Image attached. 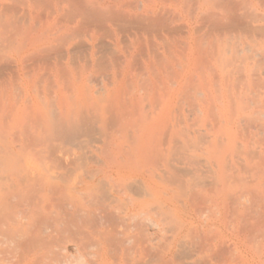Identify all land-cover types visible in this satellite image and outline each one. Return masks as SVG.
<instances>
[{
	"label": "rangeland",
	"instance_id": "1",
	"mask_svg": "<svg viewBox=\"0 0 264 264\" xmlns=\"http://www.w3.org/2000/svg\"><path fill=\"white\" fill-rule=\"evenodd\" d=\"M168 1L169 0H161L158 2L160 9L164 8L165 10L166 8V14L168 13L167 17L169 19L168 22H165L166 24H164L162 27L163 29H160L162 30L161 32L155 31L158 32V34H162V37H159L160 39L158 38V36H161L160 34L158 35L156 33H152L155 36L152 34L151 36L147 32L141 34L135 25L128 24L127 26L121 27L123 32L122 29L119 28L120 26H116L114 27V32H116V35L113 34L112 37L106 35V37L101 39V41H99L96 45V69L93 70L91 62V40L89 38L90 32H86L87 29H84L83 31L86 32L85 34L82 32L80 36L78 35L76 37V34L72 35L73 33L71 32V36L70 32H68L69 28L66 27H72L75 22L74 18L69 14H67V16H69L68 18L64 17L60 19V23L63 25L65 24V26H61L60 23L59 26L58 24L52 25L50 22L49 24L47 22L49 20L44 17V20H42L41 23L34 24V29H36V31L33 30V32L31 29L30 31L28 29L30 27L28 20L22 21L23 19H20L17 29H20V33L22 34L19 33L20 37H18V34L12 33L11 29L8 28V22L11 20L9 18L10 15L7 17V11H2V13L5 12V16L4 14L0 16V46L2 47V45H4V47H0V188L5 182L3 179V181L1 180L3 175L2 171L9 163L15 164L21 162L22 159L25 158L30 159V163H32L37 168L43 169V158L38 157L42 153L43 149L48 150L49 155H47V157H50L51 160L58 161L60 164H62L58 169H54L55 172H59V170L63 169L65 170L67 160H72L74 157L73 151L79 154L82 153L70 145L65 146V140H68L71 137L75 139L76 136L74 137L67 134L62 135L60 132L63 131L64 128L74 129L77 126L83 133L85 131L89 132L90 134L94 132L92 135L96 138L95 140L99 139V141H96V143L98 142V145L95 143L94 146L96 149H100L96 155L104 159L111 158L109 157L110 153L108 152V154L105 155V152L107 150H112L108 149L103 143L101 132H99L101 125L99 123L100 121H98V117L100 114H104L108 118V122L105 125L107 130L112 129L110 130L111 132H114V130L117 131V129L121 128L126 130V132L125 130H123V132L121 129L123 133H119L126 136L127 139L121 134L120 135L123 137L118 135V138L123 139L126 143V148L124 151L126 154L124 153L123 155H120L122 157H119L118 159L121 164H126V173L120 176H114L111 180H106L104 175H100V178L104 179L101 185L98 182L96 185L86 189L84 192L85 194L83 193V195H78L76 197H78L79 200L81 198L80 201L81 204H83V207H86L88 204L90 205L95 201H89L87 198L88 196H91V199L96 198L97 201L100 199V203H106L105 205L100 204L102 207H100V209L109 211L112 216L117 215L116 212L114 213V211H116L114 209L122 204V206L118 208L120 213H122V216L120 213V215L118 214L119 217L115 216L117 223L114 222V224H118L119 226L120 224L126 222L127 217H130V220L127 218L129 221L126 222L125 225L131 226L127 227L128 229H126L123 224L125 231H132L131 229L135 225L133 224V219H131L135 213L131 211L130 214L126 215L128 208L132 210L133 206L137 204L146 214L149 212L150 214L148 213L146 218L149 217L153 220V222L160 224L162 229H165L156 230L154 227H149V224L147 225L148 229L147 227L145 228L148 232L150 231L149 233H152L151 235L153 236H150V240L152 239V242L149 241L151 256L149 255L148 257V264H154L156 262L158 264H165L169 261V259H171L172 264H178V261L176 262L177 258L179 260V264H209L205 263L209 262V254L205 249H207L206 247L209 246L208 234L210 217L207 213L208 209L205 211V209L208 207L207 204L205 205L207 201L204 203V200H207L209 189H205L211 186L207 183L209 182V179L210 181H213L219 177L217 178V175L215 174V176L214 173L207 174V172L211 169L209 164H201L202 167L200 166L199 170L203 172H201L199 176H196L199 178V180H197L195 183V185H197L195 187L197 191L195 192L194 188L192 191L196 194L192 193L194 194L192 196H194V199L199 198V196H203L204 199L202 198L203 200H201L200 197V199H195V201L193 198H188L187 200L182 189L172 186L175 185L174 183L180 179L183 181L185 180L189 182H195L193 181L195 179L192 180L195 175H188L185 172L184 174H179L177 177H175L176 175L172 176V172H175L179 169V171L188 169L190 166L187 165L188 162L183 157H188L191 155H197L202 161L207 163L210 162V165H212L214 170L220 171V178H222L221 176H224V174L226 175V173H224V171H226L225 165H228L230 162L232 163L235 160V162L240 163L242 160H239V158L244 160L243 163L245 162L253 164L254 162H257L254 163L255 166H264V145L262 144L264 142V132H257L258 130L256 131L250 126L253 124L256 128L259 127L264 129V127H261L262 124V126H264V16L261 17V14L264 15V5L259 4V2L255 0H250L251 3L249 0H212V3L210 2L205 8V10L208 11L207 13L205 10H196L195 3H197L198 0L197 2L195 0H191L190 2L189 0L188 3L186 2L187 0H182L181 2L180 0H177V2L179 1L180 3H177L176 0H173L175 4L172 0L169 2ZM226 1H230V3H227ZM131 2H136V0H131ZM213 3L216 5L214 6ZM231 3L235 4H232V6L234 9L237 8L235 10H237L236 13L237 15L239 14V17H243L244 15V17L241 19L242 22L238 24L239 26L234 24L233 21L232 23L231 20H226L227 23L225 20H223L226 18H223L222 15H224V17L228 16V14H226L227 12L225 11V8L226 10L229 9V12H235L230 6ZM19 5L20 6H17L21 11L20 14H23V11L26 13L28 6L25 5L24 7L22 3ZM228 6L231 8H228ZM193 7L195 9H193ZM258 7H260V9ZM48 9L52 10L53 8L49 7ZM208 9L212 10L211 14L209 13L211 11ZM256 9H258V14L255 12ZM190 12H193L195 17L191 18L193 14ZM203 12L204 14H208V17H206V15H202ZM213 12L215 14H213ZM188 13L190 15L192 14V16L190 17ZM217 13H219L221 16H216L218 15ZM242 13L243 15L240 16ZM245 13H249L251 15L247 16ZM252 14H255L254 16L256 17H251ZM201 16H205L206 18ZM245 16L249 18L244 19ZM250 17L252 19H250ZM200 18H205L206 20H202ZM65 19H67V21ZM62 20L64 21L62 22ZM87 20L90 21L91 19L86 18L85 21ZM44 21H46L47 24L44 23ZM228 22H230V24ZM42 23H44L46 26H44ZM231 23L235 25V28H233L234 26ZM22 24L26 27H24ZM227 24L230 26L232 25V27L229 26L230 29H228ZM189 26L192 29V37L189 36ZM55 27L57 28L55 29ZM4 29L6 30L5 33ZM40 29H42L44 33ZM48 30H50V32H48ZM53 30L57 34V39L51 43L49 42L50 44L47 43L46 45H40L41 43H38L39 46L42 47L39 48V50L23 51L22 58L25 63L23 62V64L19 66L16 60L19 58L20 54H18V48L14 49L16 48L14 47V44L15 46L17 45L14 40H19L22 43L25 41L24 43H26V41L30 39L31 35L33 36L35 33H38V35H48L49 33L55 34ZM59 33L62 35V37ZM66 33L73 38L69 36L67 38ZM103 34L104 33H102V35ZM144 35L145 37H143ZM137 36L140 38L139 40L142 41L140 42L137 38V41H139V44H141L140 46L138 43H136ZM148 36L152 39L154 38V42ZM74 37L76 38L74 39ZM146 39L148 42H146ZM11 42L13 43V46H11ZM63 42L65 44L64 46L62 45ZM158 43L161 46L156 45ZM151 44L154 45L153 48L158 46V50H153ZM49 48L51 49L48 50ZM141 48H144L143 51H141ZM48 51H56V55H54V57L57 58V62L50 64L47 63L49 61V57L51 56ZM68 51L70 53L69 57ZM65 52L67 53V57ZM97 60L99 62H97ZM39 63H42L45 66L39 65ZM170 65H172L173 68H170ZM41 67L42 69H40ZM87 70H91V72ZM66 71H68L67 73H70L71 75H67ZM85 72H87L85 76L93 75V82H85L80 79V76L78 75L82 74L81 76H83ZM84 84L89 85L85 86ZM108 90H110V94L108 95L110 97L105 96L106 93H108ZM222 105L225 108H223ZM140 108L144 109L145 112H143ZM120 109L122 111L125 110L126 112L124 113L123 111V113H118L117 111ZM134 109L138 110L136 111L138 112V115L135 111L132 112V116L129 115L128 113ZM172 109H175V111ZM219 109L224 110L220 111ZM134 112L136 117L133 114ZM146 112L148 113V116H150V119H148ZM200 113H202V116ZM139 114L142 115L141 119ZM158 114H160L161 117ZM163 115H166L167 117L164 118ZM221 115L223 116L222 119H225L224 124H226V129L221 127L224 125L221 124V122L223 123ZM169 117L171 118L172 122L170 121ZM164 119L166 120L163 121ZM158 120V125L160 127L158 125L157 126L159 127V131L157 130V126H154L157 124L156 122H158ZM160 120H162V123H160ZM219 120L220 122H218ZM250 120L251 122H249ZM140 121H143L144 123H141ZM168 121L169 123H167ZM28 122L29 124L31 122L33 123L31 128L33 131L31 133L39 131L42 133V135H40L36 141L30 143L29 149L22 148L20 146L15 147L12 143V141L16 139L14 135H17L18 132L27 133V131L30 130V125ZM138 122H140V125ZM164 122L166 123L164 124ZM170 122L173 125H171ZM136 124L139 126L137 125L138 127H136ZM169 124L172 129H170L171 127H167ZM256 124H258V127ZM240 125H242V127ZM247 126L251 128L252 132L249 127V130L246 129ZM174 128L176 129L174 132L175 134L171 133V131H174ZM147 129L149 131L154 129L157 135L153 133L154 130L148 134ZM190 129L193 130L191 131ZM229 129L232 130L229 131ZM142 132V136L139 137ZM200 132H203V136L200 134ZM207 132L210 135L211 143L207 142L209 141V138H206L209 136L206 134ZM125 133L128 134L126 135ZM132 133L134 136L135 134L137 135L133 137ZM84 134L81 136V138L80 136H77V140L79 138L85 141L88 140L89 135H87V133ZM147 134L149 136H147ZM160 134L162 136H160ZM51 135H53V137ZM82 137L85 139H82ZM220 137L222 141L220 140ZM217 138H219V140ZM164 139H166V141ZM135 140L137 143L134 142ZM204 140L207 141L204 142ZM167 141L168 143H166ZM216 141H219V144L218 142L216 143ZM133 143L135 146H133ZM224 144L226 145L224 146ZM176 146L179 147L177 148ZM214 147H218L217 150ZM221 148L223 151H226V154L225 152L223 153ZM251 148L257 149L259 154L257 153L255 156V149L251 151ZM186 149H189L190 153ZM177 150H179L181 154ZM242 151H244V153ZM182 152H184V155ZM129 153H133L131 160V154ZM174 153L177 154V156L175 155L173 161L167 163L170 157L169 155H174ZM241 153H243V155ZM146 154L150 155V157L146 156ZM156 155L158 161L156 160ZM224 156H227V158ZM43 157H45V155ZM122 158L126 160V162ZM132 158H136L134 159L135 161L132 160ZM127 160H130L131 162ZM113 162V160H110V164L108 166H112L111 163ZM138 162L142 163L140 164ZM260 163L261 165H259ZM157 165L158 167H156ZM92 166H94L95 169L97 168L102 171L107 169L106 163L102 161L100 165L95 164ZM29 168L30 169L24 173L25 175L16 171V177L31 176L37 172L33 167ZM236 175L237 173H232V171L231 173L227 174L228 177H239ZM134 179L141 181L146 179L153 187L152 190L155 192L154 197L147 196L144 199H140L138 196H135L136 194L134 193L132 194L133 196H123L121 199H118L120 201L117 200L116 204H114L115 202H112L113 200L110 201L107 197H105L106 201H104L102 197L104 194L102 193L110 190L108 188L112 186L111 189H114L113 185H115V190H117L119 187L122 189L124 188V181L133 182L132 180ZM118 184L120 185L118 186ZM198 185H202V188H200L201 186L198 188ZM204 185H206V188L203 187ZM33 186L35 190H38L42 187L41 184L37 183L31 185V188H33ZM120 188L118 190H120ZM89 193H93L96 196L93 194L90 195ZM92 196L94 197L92 198ZM97 197L99 198L97 199ZM197 200H199L201 203L203 202L204 205H197ZM3 201L4 200H0V206L4 204ZM114 201L116 200L114 199ZM185 201L189 206L184 204ZM119 202L120 204H118ZM192 202L196 204L195 207ZM11 203H7L9 204V212H11L12 209L14 210L12 206H16L14 202ZM63 203L64 202L62 200L60 204ZM6 206L8 205L5 203L4 207ZM196 206H199L200 208H198L204 211L200 212V210H197ZM203 206L206 207L203 208ZM170 209L174 210L173 214L168 213ZM140 210L135 211L138 213ZM226 210L228 211L226 208L224 212H226ZM197 211L199 212V216L198 213H196ZM163 214L165 216H163ZM231 214L233 216L232 212ZM231 214L227 213V215L225 214L223 217H219L221 219L217 221V230H220V232L229 230L227 229V226L231 221L229 222L230 218L228 217H231ZM225 216H227L228 220L225 218ZM118 218H121V223H119L120 220ZM225 219L227 221H225ZM122 220L125 222L122 223ZM161 221H164V223ZM200 222H202V224ZM112 223L113 221L110 224ZM163 225L165 226L163 227ZM201 226L203 227V234L206 236L208 235V238H206L199 229L202 228ZM218 226L220 227L218 228ZM194 229H197L199 233L201 232V235ZM119 230L125 232L122 229V226ZM165 230H167V232H164ZM204 231L208 232L204 233ZM173 239H177V241H179L177 244H175L176 247L174 246L173 248L174 256L167 257L165 260L167 262L161 261L163 260V257L161 256H165L166 252L172 245L171 243L174 241ZM153 242L154 244H151ZM130 247L131 249H134H129L130 251L134 252L136 250L135 244L130 245ZM8 251L13 250L8 248ZM91 251L92 253H97V249H92ZM176 253L179 255H176ZM160 261L161 263H159ZM171 261H169V263Z\"/></svg>",
	"mask_w": 264,
	"mask_h": 264
},
{
	"label": "bare ground",
	"instance_id": "2",
	"mask_svg": "<svg viewBox=\"0 0 264 264\" xmlns=\"http://www.w3.org/2000/svg\"><path fill=\"white\" fill-rule=\"evenodd\" d=\"M159 1H161V0H136V2H133V3L131 2V0H0V10H1L0 16H2V14H4V16H5V12L2 13V11H7V17L10 15L9 18L11 19V20L9 19L10 20L9 22L7 21L8 22V28L11 29L12 33H16L19 35L20 29H17L18 28L17 26L20 23V19H23L22 21L28 20V22L30 23V25H29L30 27L28 29H29V31L31 29V31L33 32V30L36 31V29H34V24L41 23L42 20H44L43 19L44 17H46L49 20V21H47L48 23L50 22L52 25L58 24V26H59V23L61 21L60 19L64 18V17L68 18L69 16H67V14H69L70 16H72L74 18V22H75L72 27H66V28H69L68 32H70V35L72 32L73 33L72 35L76 34L75 36L77 37L78 35L80 36L82 34V32H84L83 34H85L88 31L90 32L89 38L91 40L90 42H91V50H92V54H91V60L92 61L91 60L90 61L92 62V70H93V69H96L95 68L96 57H97V52H95L96 48H97L96 45L98 44L99 41H101V39L106 37V35L110 36V37H112L113 34L116 35V32H114V27L120 26L119 28H121V27L127 26L128 24H131V25L137 26V30L141 34L147 32L150 35L152 33L158 34V32H155V31H159V32L162 31L160 29H163L162 27L164 26V24H166L165 22L169 21V19L167 17L168 13L166 14V8H165V10H164V8L160 9L159 4H158ZM181 1L182 0H180V2ZM188 1L189 0H187L186 2L188 3ZM192 1H194V0H192ZM195 1L197 2V0H195ZM211 1L212 0H198L197 3L194 2L196 5V7H195L196 10H198V11L205 10L206 6H208V4ZM249 1H248V3H249ZM251 1H250V3H251ZM255 1L259 2V4H261V5H264V0H255ZM176 2H177V0H176ZM190 2H191V0H190ZM20 3H22V5H24V7H25V5L28 6V10L26 13H24V11H23L22 12L23 14H20L21 11L18 8V6H20L19 5ZM173 3H174V1H173ZM227 3H230V1ZM232 4L233 3H231L230 6L232 7V10H233L234 8H233ZM215 5L216 4H214V6ZM233 5H235V4H233ZM210 6H211V4H210ZM49 7L53 8V9L52 10L48 9ZM231 7L228 6V8H231ZM195 8L193 7V9H195ZM258 8L260 9V7H258ZM235 9H237V8H235ZM235 9L233 10V11H235L234 12L235 14H234L233 12H229V9L226 10V8H225V11L227 12L226 14H228V16H226V17H224V15H222L223 18H226V19H223V20H225V22H226V20H229V21L231 20V22L233 21L234 24H236V25H238L242 22L241 19L244 17L243 13L240 14V16L243 15V17H239L238 16L239 14L237 15V13H236L237 10H235ZM49 10H51V11H49ZM196 10H195V13H196ZM209 11H211V12H209L211 14L212 10L210 9ZM206 12L208 13V11H206ZM255 12L258 14V9H256ZM190 13L193 14V16H192V14L190 15L188 13V15H190V17L192 16L191 18L195 17L193 12H190ZM249 13L248 14L245 13V15L250 16L251 14H249ZM170 14H172V13H170ZM213 14H215V13L213 12ZM217 14L218 15H216V16H221L219 13H217ZM22 15H23V17H22ZM202 15H206V17H208L207 16L208 14H204V12ZM254 15L255 14H252L251 17H253ZM263 16L264 15L261 14V17H263ZM7 17H5V18H7ZM20 17H22V18H20ZM201 17H205V16H201ZM251 17H250V19H252ZM254 17H256V16H254ZM86 18L91 19V20L85 21ZM205 18H203V19L200 18V19L204 20ZM246 18H249V17L245 16L244 19H246ZM65 20L67 21V19H65ZM63 21L64 20H62V22ZM47 22L44 21V23H46V24H47ZM258 22H260V21H258ZM44 23H42V24L44 25ZM228 23L230 24V22H228ZM229 24H227L228 29H230ZM25 25H26V23H25ZM25 25H23V26L26 27ZM232 25L230 27H232ZM44 26H46V25H44ZM61 26H65V24L64 25L61 24ZM227 26H226V28H227ZM233 26H234L233 28H235V25H233ZM56 28L57 27H55V29ZM188 28H189V30H188L189 36L192 37V29L190 26ZM84 29L85 30L87 29L86 32L83 31ZM40 30L42 31V29H40ZM5 31L6 30L4 29V33H5ZM103 31H105V32H103ZM48 32H50V30H48ZM122 32H123V29H122ZM122 32H120V33H122ZM57 33H58V31H57ZM102 33H104L103 34L104 36L102 35ZM20 34H22V33H20ZM30 34H32V33H30ZM49 34L48 35L47 34L46 35H42V34L38 35V33L37 34L35 33V35L34 34H33V36L31 35L30 39L28 41H26V43H24L25 41L22 43L19 40L13 39L14 42L17 44L16 46L14 44V47H16V48H14V47L13 48L14 49L18 48L19 53L18 52L17 53L20 54L19 58L16 60L17 64L20 66L24 62L23 58H22L23 51L39 50V48H42V47H40L38 43H41L40 45H42V44L46 45L47 43H49V42L51 43L52 41H55V39H57L56 38V36H57L56 32H55V34H53V33H51L50 35ZM66 35L68 38L69 34L66 33ZM160 35L161 36H158V38L162 37V34H160ZM71 36H69V37H71ZM153 36H155V35H153ZM6 37H7V35H6ZM9 37H11V36H9ZM18 37H20V35ZM61 37H62V35H61ZM76 37H74V39ZM143 37H145V35ZM16 38H17V36H16ZM71 38H73V37H71ZM137 38H138V40L140 38L138 36L136 37V43L139 44L140 40L137 41ZM4 39H6V38H4ZM150 39H152V38H150ZM152 40L154 42V38ZM140 42H142V41H140ZM146 42H148V40ZM136 43H134V44H136ZM62 45L63 46L65 45L64 42L62 43ZM66 45H68V44H66ZM140 45L141 44H139V46ZM151 45L153 48L154 45L153 44H151ZM156 45L161 46L159 43ZM11 46H13V43L11 44ZM149 46H150V44H149ZM2 47H4V45H2ZM143 47H145V46H143ZM158 48L159 47L157 46L156 48H153V50H156V49L158 50ZM50 49L51 48H49L48 50H50ZM141 49H142L141 51H143L144 48H141ZM11 51H13V50H11ZM55 52L56 51H50V52L48 51V53L51 55L48 59L49 60L47 62L48 64L57 62V58L54 57V55H56ZM46 53H47V50H46ZM90 53H91V51H90ZM69 55H70V53L68 51V57H69ZM66 57H67V53H66ZM62 59H64V58H62ZM97 62H99V61L97 60ZM126 64H127V62H126ZM171 64H173V63H171ZM39 65H44V64L39 63ZM170 68H173V66L170 65ZM40 69H42V67ZM87 71L91 72V70H87ZM67 72L68 71H66L67 75L70 74ZM69 72H71V71H69ZM86 73L87 72H85V74H83V76H81L82 74L81 75L79 74L78 76H80L81 80L91 83V81L93 79V75L92 76L91 75L85 76ZM78 76H77V78H78ZM63 77H64V74H63ZM65 78H66V76H65ZM61 79H63V78H61ZM61 79H60V81H61ZM86 85H89V84H86ZM109 91L110 90L107 91L108 93H106L105 96H108L110 94ZM108 97H110V96H108ZM159 108H161V107H159ZM207 108H208V106H207ZM223 108H225V107L223 106ZM140 109L143 112H145L144 109H142V108H140ZM110 110H111V108H110ZM110 110H109V112H110ZM222 110H224V109H222ZM222 110H220V111H222ZM105 111H106V109H105ZM119 111H117V112L118 113H123V111H124V113L126 112L125 110L122 111L121 109ZM133 111L136 112L138 110L134 109L128 114L132 116ZM173 111H175V109ZM135 112L133 114L136 117V114L138 115V112H136V114H135ZM164 114H166V113H164ZM158 115L160 116V114H158ZM200 115L202 116V113H200ZM141 116L142 115H140V119H141ZM147 116H148V113H147ZM163 117L165 118L167 116L163 115ZM222 118H223V116L221 115V119ZM140 119H138V120H140ZM148 119H150V116H148ZM166 119H164L163 121H165ZM224 120H223V123L221 122L222 125L225 122ZM98 121H100L99 123L101 125L99 132H101L103 143L107 146L108 149L112 150V151L107 150L106 151L107 153L105 152V155H107L109 152L110 153L109 157H111V158L104 159V158H101L100 156H97L96 153H98L100 151V149L99 148L96 149L94 144L96 143V141H99V139L95 140L96 138L92 135V134H94V132H92L90 134L89 132L85 131L84 133H87V135H89L88 136L89 139L87 138L88 140H86V141L81 140L80 138L84 133L81 132L79 127L76 126V128H74V129L64 128V130L60 132L62 135L67 134V135H72L74 137L76 136L75 139L73 137H71L68 140H65L64 141L65 146L70 145L71 147L76 148L78 151H80L82 153V154H79V153H76L73 151V156H74L73 159L72 160L68 159L66 162L65 167L67 170L63 169V170H59V172H55L54 169H56V168L58 169L62 164H60L58 161L51 160L50 157H47V155H49V152H48V150H45V149H43L42 153L38 156V157L43 158V160H42L43 161V163H42L43 169L37 168L32 163H30L31 162L30 159H25V158H23L21 162H18L15 164L9 163L5 166L4 170L2 171L3 175L1 177V180L3 179L5 182H4L3 186L1 185V188H0V200H4L3 201L4 204L2 206H0V264H146V261L148 260L149 255L151 256V251L149 249V246H150L149 241L152 240V239L150 240V236H152L151 235L152 233H149L150 231L148 232L145 228L149 224V227H154L156 230L157 229L158 230H164L165 229V228L162 229L160 224L153 222V220L150 219L149 217L146 218V216L149 212L146 214L144 211H142V209L137 204L134 206L132 205L133 209L131 210L130 208H128L126 211V215L130 214L131 211H133L135 213V214H133V216L129 215V216H132L131 219H133V224H135V225L133 226V228L131 227L132 231H130V230L125 231L124 229L125 228L128 229L127 227H130L131 225H129V226L125 225L126 222H128L130 220L129 219L130 217H127L129 220H127V218H126V222L124 221L125 220V218H124V220H122V223L125 222V223H123L125 228H123L124 227L123 224H120L122 226V229L125 231V232H122L119 230V229H121V226L120 225L118 226V224L117 225L114 224V222L117 223V219L115 218V216H118V214L120 213V210H118V208L120 206H122V204H120V202L118 203V204H120V206L117 207L116 209H114V210H116V211H114V213L116 212L117 215H114V213L112 212L114 215V216H112L109 211H107V210L104 211L103 209H100V207H101L100 204H102V202L100 203V199H99V201H97L96 198H93L94 196H92L93 199L90 198L91 196H88L87 198L89 199V201L90 200H92V201L95 200V201H94V203H92L90 205L88 204L86 207L85 206L83 207V204H81V201H80L81 198L79 200L78 197H76L78 195H83V193L85 192L86 189L96 185V183H98V182L101 185V183L103 182L104 179L100 178V175H104V178H106V180L107 179L111 180L114 176H120V175H123L124 173H126V169H127L126 164L125 163L121 164L118 160L119 157L120 158L122 157L120 155H123L124 153L126 154V152H124L125 148H126V143L123 139L118 138V135L120 137L124 136L121 133H123L124 132L123 130H125V129L121 128L123 132L121 131V129H117V131L114 130V132L110 131L112 129L107 130L105 125L108 122V118L104 114L99 115ZM109 121H110V119H109ZM143 121L142 122L140 121V122L144 123L145 121L144 122ZM170 121L172 122L171 118H170ZM209 121H208V123H209ZM140 122H138L139 125H140ZM171 122H170V124L173 125ZM218 122H220V120ZM242 122H243V120H242ZM249 122H251V120ZM156 123L157 124H155L154 126H157L159 124V120ZM160 123H162V120H160ZM165 123L166 122H164V124ZM167 123H169V121ZM28 124H29V122H28ZM28 124H27V126H28ZM170 124H169V126H167V125H165V126L171 127ZM29 125H30L29 126L30 130L29 131L26 130L27 133L18 132V134H17L18 136L14 135L16 137V139H14L12 141V143L15 147L20 146L22 148H28L29 149L30 143H32L33 141H36L38 139V137L40 135H42V133L39 131H35L34 133H31L33 131V129H31L33 126V123L31 122ZM137 125L138 124H136V127L139 126V125L138 126ZM142 125H141V128H142ZM224 125L221 127L225 128L226 124H224ZM256 125L258 127V124H256ZM262 125H261V127H264ZM158 126H157V130L160 127V126L159 127ZM240 126L242 127V125H240ZM250 126L252 129H255L256 131L258 130L257 132H261V133L264 132V129L259 128V127H258L259 128L258 129V128L254 127L253 124H251ZM108 127H110V126H108ZM248 127L249 126H247L246 129L251 130V128L249 127V129H248ZM206 128H208V127H206ZM231 128H232V126H231ZM170 129H172V127ZM153 130H151V131H153ZM175 130L176 129L174 128V131L173 132L171 131V133H174ZM231 130L229 129V131H231ZM148 131H147V133L149 134L151 131H149V132ZM45 132H47V131H45ZM119 132H121V133H119ZM125 132H126V130H125ZM204 132H206V131H204ZM251 132H252V130H251ZM153 133L156 134L155 130L153 131ZM227 133H229V132H227ZM120 134L123 136H121ZM142 134H143V132L140 134V136L139 135L138 136L141 137ZM148 134H147V136H149ZM161 134H160V136H162ZM200 134H202V136H203V132L202 133L200 132ZM206 134H208V132ZM132 135H133V133H132ZM136 135L137 134H135V136ZM51 136L53 137V135H51ZM77 136H80V138L78 140H77ZM135 136L133 135V137H135ZM124 137L127 139L126 136H124ZM205 137H206V135H205ZM263 137H264V134H263ZM206 138H209V141H207L208 140L207 139V140H204V142L207 141V142L211 143L210 135ZM82 139H85V138L82 137ZM159 139H160V137H159ZM159 139H158V141H159ZM217 139L219 140V138H217ZM156 140H157V138H156ZM164 140L166 141V139H164ZM220 140H221V137H220ZM223 140H225V139H223ZM82 141H84L85 143ZM145 141H146V139H145ZM165 141H164V143H165ZM134 142H136V140ZM217 142L219 144V141H216V143ZM150 143H149V145H150ZM166 143H168V141ZM216 143H214V144H216ZM96 144L98 145V142ZM170 144H171V142H170ZM262 144L264 145V142ZM222 145H221V147H222ZM225 145L226 144H224V146ZM60 146H62V145H60ZM133 146H135L134 143H133ZM218 146H220V145H218ZM143 147H142V150H143ZM151 147H149V148H151ZM254 147H256V146H254ZM217 148H215V149L217 150ZM261 148H262V146H261ZM145 149H146V146H145ZM254 149L255 148H251V151H253ZM173 150H174V148H173ZM145 151H143V152H145ZM177 151H179V150H177ZM180 151H181V149H180ZM180 151H179V153L181 154ZM187 151L189 152V149ZM222 151H223V149H222ZM222 151H221V153H222ZM224 152L226 154L225 150L223 151V153ZM242 152L244 153V151H242ZM255 152H254L255 156L257 153L259 154V151H257V149H255ZM211 153H213V152H211ZM217 153H219V152H217ZM243 153H241V154L243 155ZM254 153H253V155H254ZM129 154H131V153H129ZM132 154L130 155V160H131ZM143 154H142V156H143ZM148 154H146V156L150 157V155H148ZM182 154L184 155V152H182ZM225 154H223V155H225ZM239 154H240V152H239ZM260 154H261V152H260ZM44 155H45V157H43ZM175 155L177 156V154H175V153H174V155L173 154L169 155L170 156L169 159L167 158L168 162H167V160H166V162L170 163L171 161H173V159L175 158ZM217 157H218V155H217ZM224 157L227 158V156H224ZM183 158H185L187 160V162H188L187 165H189L190 167H188V169H183L184 171H179L180 170L179 169L175 172H172V176L176 175L175 177H177V175H179V174L182 175L186 172L188 175L189 174L195 175V177L192 178V180L195 179V180H193L195 182H189V181H185V180L183 181L180 179L179 181H176V182L174 181L175 185H172V186H176V187L182 189L184 192V196H185V198H187V200H188V198L194 199V196H192V195L196 194L195 192L197 190L195 187L197 185H195V183L197 180H199V178L196 176H199V174L201 172H203V171L199 170L200 166L202 167L203 164L204 165L209 164L211 169H210V171L207 172V174L208 173H210V174L214 173V175L215 174L217 175V178L219 177L218 179L213 178V179H215L213 181H210V179H209V182H207V183L211 186L209 188L207 187V189H205V190L209 189L207 200H204V203H205V201H207L205 203V205L207 204L208 207L205 209V211L208 209L207 213H208V216L210 217L209 234H208L209 235V244H208L209 246H207L206 247L207 249H205V250H207V252L209 254V262H205V263H209V264H264V166H255L254 163H257V162H254L253 164L245 163V162L243 163L244 160L240 159V158H239V160H242L241 161L242 163L241 162L237 163V162H235L236 160L233 161L232 163L231 162L229 163L227 161L229 164L225 165L226 171H224V173H226V175L224 174V176H221L222 178H220V176H219L220 171L214 170V168H212V165H210V162L207 163L205 161H202L199 156L191 155V156L183 157ZM212 158H214V157H212ZM134 159H136V158H132V160H134ZM157 159L158 158L156 155V160ZM110 160L114 161L113 163H111L112 166H108L110 164L109 163ZM130 160H127V161L131 162ZM227 160H230V159H227ZM101 161L106 163L107 169L102 171V170L97 169V168L95 169L94 166H92L95 164L100 165ZM124 161L126 162V160H124ZM159 161H161V160H159ZM222 161H223V159H222ZM220 162H221V160H220ZM21 163H22V165H21ZM133 163H135V162H133ZM138 163H140V162H138ZM154 163H157V162H154ZM259 165H261V163ZM29 167H33L34 170L37 172L35 174H32L31 176H26V177H24V176L18 177L17 176L16 177V171L24 174V173H26L27 170L30 169ZM145 167H146V165H145ZM156 167H158V165ZM165 167H166V165H165ZM169 167H171V166H169ZM231 171H232V173H237L236 176H239V177H235V178H233L231 176L228 177L227 174L231 173ZM153 172H155V171H153ZM168 172H170V171H168ZM153 176H154V174H153ZM178 179H179V176H178ZM132 181L133 182L124 181L125 182V183L123 182L124 188L121 189L119 187L120 190H118L119 189L118 187H117L118 189L116 188L117 190H115V187H116L115 185H113L114 189H111L112 186L111 187L109 186L110 188H108V189H110V190H107V192L102 193V194H104V195H102L104 201H106L105 197H107L110 201L113 200L112 202H115L114 204H116L118 199H121L123 196L128 197L129 195H132L134 193L136 194L135 196H138L140 199H144L147 196L148 197H154L155 192H153V190H152L153 187L146 179H143L142 181L138 180V179H134ZM36 183L42 185V187L38 190H35L34 186H33V188H31V185L36 184ZM109 183H111V182H109ZM171 184H172V182H171ZM203 184H205V183H203ZM119 185L120 184H118V186ZM200 186L198 185V188L199 187L202 188V185H200ZM205 186L206 185H204L203 187H205ZM193 189L195 192L192 191ZM192 193H194V194H192ZM91 194H93V193H91ZM93 195H95V194H93ZM200 197L201 196H199V198H195V199H200ZM98 198L99 197H97V199ZM202 198L204 199L203 196L201 197V200H203ZM64 199H65V201H64ZM114 199L116 201H114ZM62 200L64 203L60 204L62 202ZM85 200H86V197H85ZM118 201H120V200H118ZM177 201H178V199H177ZM186 201L184 204L189 206L188 205L189 202L187 201L188 203H186ZM197 201L200 202L199 200H197ZM11 202H14L16 204V206H15L16 208L14 206H12V208H14V210L11 208L12 211L10 210L11 212H9L8 211L9 210V204H7V203H11ZM198 202L196 203L197 205L198 204H200L201 206L204 205L203 202H202L203 204L201 202L200 203H198ZM5 203L8 206L4 207ZM181 203H183V202H181ZM105 204L106 203H104L102 205H105ZM193 204L195 207L196 204L195 203H193ZM11 205H12V203H11ZM199 206H196L197 210H200V212L201 211L203 212L204 210L199 209L200 208ZM205 207L206 206H203V208H205ZM112 208H113V206H112ZM112 208H110V209H112ZM226 208L228 209V211L226 210V212H224V210ZM135 210H138V211L140 210V212L137 213V211H135ZM117 211H119V212H117ZM124 211H125V209H124ZM231 212L233 213V216H232ZM168 213L173 214L174 210L170 209L168 211ZM196 213H198V216H199V212L197 211ZM227 213L231 214L230 215L231 217H228V218H230L229 222L231 221L229 223L230 225L228 224V226H227V229H229V230H224L223 232H220V230H217V221L219 219H221L219 217H221V216L223 217L225 214L227 215ZM120 214L122 216V213H120ZM163 216H165V215L163 214ZM225 218L227 219V216H225ZM118 219L120 220L119 223H121V218H118ZM157 219H156V221H157ZM226 219H225V221L228 220V219L227 220ZM208 220H209V218H208ZM112 221H113V223L110 224ZM223 221H224V219H223ZM146 222H148V223H146ZM202 222H200V223L202 224ZM131 223H132V221H131ZM162 223H164V221ZM207 224H208V222H207ZM165 225H163V227ZM205 225H206V223H205ZM219 227L220 226H218V228ZM147 229H148V227H147ZM197 229H194V230H196L198 233H199V231H198L199 229L201 230V232L203 231L202 230L203 227L199 228L198 230ZM164 232H167V230H165ZM206 232H208V231H206ZM206 232L204 231V233H206ZM161 234H162V232H161ZM202 234H203V232H202ZM153 235H155V234H153ZM208 235L207 236L204 235V236L206 238H208ZM195 237H197V236H195ZM178 242L179 241H177V239H175L171 243L172 245L169 248V250L166 252L165 256L162 254L163 256H161V257H163L162 258L163 260H161V261H165L167 259V257H169V256H171V257L174 256L173 248H174V246L176 247L175 244H177ZM132 244L136 245V247H135L136 250L134 252L130 251V250H134V249H131V247H130V245H132ZM151 244H154V242ZM168 247H169V245H168ZM8 248L12 249L13 251H8ZM92 249L93 250L97 249V253H95L94 251H93L94 253H92V251H91ZM164 250H166V249H164ZM176 255H179V254L176 253ZM176 255H175V257H176ZM206 259H207V257H206ZM161 261L159 263H161ZM169 261H171V259H169ZM169 261L168 262L165 261V262H167L165 264H172V261L170 263H169ZM177 261L179 264L178 258H177L176 262ZM156 264H158V263L156 262ZM175 264H177V263H175Z\"/></svg>",
	"mask_w": 264,
	"mask_h": 264
},
{
	"label": "crops",
	"instance_id": "3",
	"mask_svg": "<svg viewBox=\"0 0 264 264\" xmlns=\"http://www.w3.org/2000/svg\"><path fill=\"white\" fill-rule=\"evenodd\" d=\"M146 264H148V260L146 261ZM156 264V263H155Z\"/></svg>",
	"mask_w": 264,
	"mask_h": 264
}]
</instances>
